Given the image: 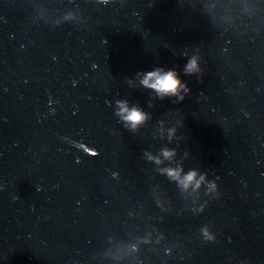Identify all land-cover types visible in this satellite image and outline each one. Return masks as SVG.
<instances>
[{
  "label": "water",
  "instance_id": "obj_1",
  "mask_svg": "<svg viewBox=\"0 0 264 264\" xmlns=\"http://www.w3.org/2000/svg\"><path fill=\"white\" fill-rule=\"evenodd\" d=\"M0 264H264V0H0Z\"/></svg>",
  "mask_w": 264,
  "mask_h": 264
},
{
  "label": "clouds",
  "instance_id": "obj_2",
  "mask_svg": "<svg viewBox=\"0 0 264 264\" xmlns=\"http://www.w3.org/2000/svg\"><path fill=\"white\" fill-rule=\"evenodd\" d=\"M198 70L197 61L195 59L191 60L187 66V72L192 73ZM142 83L150 88H153L157 91H159L162 94H173L176 95L179 93V90L181 87H184L186 90H189L187 88V85H181V81L177 78V75L173 71H168L165 73H161V71L158 69L156 71H149L147 75L145 76ZM184 97H181V100H183ZM123 112L127 113V115L124 116V119L128 122H130L133 126L141 123L145 116L142 112H140L138 109H132L129 110L127 108L123 109ZM165 155H170V153H165ZM170 175H173L177 178H179V173L172 170L170 171ZM196 173L192 172L189 173L182 183L185 184L187 187L188 184H190L192 181L195 180ZM197 187H199V184H197Z\"/></svg>",
  "mask_w": 264,
  "mask_h": 264
}]
</instances>
